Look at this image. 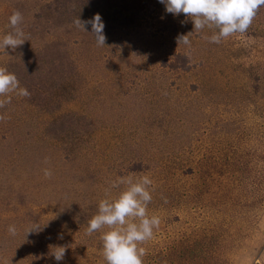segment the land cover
<instances>
[{"label":"rangeland","instance_id":"1","mask_svg":"<svg viewBox=\"0 0 264 264\" xmlns=\"http://www.w3.org/2000/svg\"><path fill=\"white\" fill-rule=\"evenodd\" d=\"M14 11L0 67L30 96L0 108V264H106L85 229L128 175L161 219L143 264H264V7L219 44L159 0H0V39ZM95 14L105 46L73 23Z\"/></svg>","mask_w":264,"mask_h":264},{"label":"clouds","instance_id":"2","mask_svg":"<svg viewBox=\"0 0 264 264\" xmlns=\"http://www.w3.org/2000/svg\"><path fill=\"white\" fill-rule=\"evenodd\" d=\"M165 5V10L173 15L185 14L190 17L194 32H200L205 27L215 28L217 31L210 37H203L210 43L219 44L223 40L237 34L243 35L252 25L264 0H159ZM23 15L14 11L8 18V25L12 32L0 39V51L6 47L15 50L25 40L21 24ZM75 26L85 31V25H91V34L98 46H105L106 36L103 34L105 27L101 16L95 14L91 20L81 21L79 18L73 21ZM86 32V31H85ZM178 37V45L184 44L191 47L189 35ZM190 56V53H188ZM28 97L30 93L20 86L16 75L0 67V108L11 103L12 96ZM0 116V120L6 119ZM47 162V160L45 161ZM45 178H51V170H43ZM124 186L116 196H111V189ZM154 182L148 175L134 178L132 175L117 177L110 182L105 189L106 198L98 203L97 214L88 221L85 229L87 236L100 232L102 241V256L106 264H143L146 250L142 245L153 239L155 230L160 226L161 219L158 215H149L148 205L152 201L151 191ZM107 231H102L103 229ZM40 226L34 224L27 229L39 231ZM7 231L10 235H16L15 225H9ZM66 253V247H54L51 255L56 261H62Z\"/></svg>","mask_w":264,"mask_h":264},{"label":"crops","instance_id":"3","mask_svg":"<svg viewBox=\"0 0 264 264\" xmlns=\"http://www.w3.org/2000/svg\"><path fill=\"white\" fill-rule=\"evenodd\" d=\"M263 263H264V259H263Z\"/></svg>","mask_w":264,"mask_h":264}]
</instances>
